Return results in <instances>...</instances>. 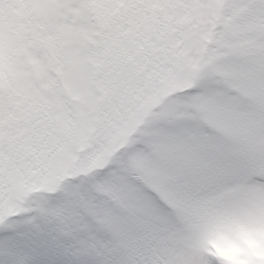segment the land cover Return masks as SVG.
<instances>
[{
	"label": "snow or ice",
	"instance_id": "1",
	"mask_svg": "<svg viewBox=\"0 0 264 264\" xmlns=\"http://www.w3.org/2000/svg\"><path fill=\"white\" fill-rule=\"evenodd\" d=\"M0 264H264V0H0Z\"/></svg>",
	"mask_w": 264,
	"mask_h": 264
}]
</instances>
